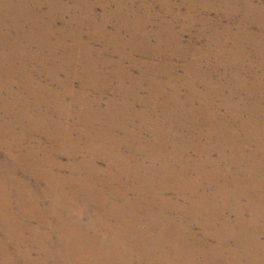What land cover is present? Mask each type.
Listing matches in <instances>:
<instances>
[{
  "label": "bare ground",
  "instance_id": "bare-ground-1",
  "mask_svg": "<svg viewBox=\"0 0 264 264\" xmlns=\"http://www.w3.org/2000/svg\"><path fill=\"white\" fill-rule=\"evenodd\" d=\"M230 7L222 12L232 16L237 9ZM201 8L212 5L0 0V264H264V180L256 201L246 189L250 177L241 173L264 163V71L249 64L256 61L252 55L260 59L258 67L264 65V7L242 8L246 17L238 33L209 30L202 47L195 43L200 29L190 30ZM254 19L261 22L257 35L250 31ZM36 63L47 82L32 89L28 76ZM240 70L251 76L239 78ZM236 81L254 100L245 109L239 103L246 99L235 94L215 99L239 88ZM31 95L37 106L45 100L53 108L37 110ZM220 131L227 135L221 141ZM201 136L208 145L199 150L194 138ZM193 146L198 158L188 163ZM212 147L222 150L228 165L210 173L212 182L218 174L213 194L195 195L204 162L222 161L209 156ZM28 171L45 185L40 194L50 201L41 210L44 199L13 195L28 188ZM175 188L177 195L191 191L188 203L178 206L166 196ZM173 210L182 212L180 222ZM48 215L55 216L54 225L42 234ZM26 217L40 226H30ZM193 220L206 229L199 236L203 244L191 234ZM207 235L225 240L224 251L233 254L238 247L240 253L225 258L206 243ZM198 252L201 261L195 260Z\"/></svg>",
  "mask_w": 264,
  "mask_h": 264
},
{
  "label": "rangeland",
  "instance_id": "rangeland-1",
  "mask_svg": "<svg viewBox=\"0 0 264 264\" xmlns=\"http://www.w3.org/2000/svg\"><path fill=\"white\" fill-rule=\"evenodd\" d=\"M205 2H210V4L212 5V9L210 10V9H208L207 10V8H201V9H199L198 11L199 12H201V13H199L198 12V16L200 17H198V19H197V21H198V25H194V26H192L191 27V31L192 32H194V33H196L197 31H199V29H200V37L198 38V39H196L195 40V43H196V46H201L202 47V45L201 44H203V45H205L206 44V38H207V34H208V32H209V30H218V32L219 31H223L222 32V34H225V35H227V31L228 32H231V33H238V29H239V26H241L242 25V22H243V17H246L245 15H244V13L245 12H242L243 11V9L247 6V5H251V6H261V7H264V0H204ZM226 1V2H225ZM230 1V2H229ZM234 5H236V9H237V11H235V13L231 16V15H226V14H224V12H222L223 11V9H227V10H230V6H234ZM225 7V8H224ZM243 8V9H242ZM100 9H98V11H99ZM212 11V12H211ZM206 13V14H205ZM216 13V14H215ZM241 14V15H240ZM206 15V16H205ZM205 17V18H204ZM235 17V18H234ZM206 20H208V21H206ZM218 21V22H217ZM222 21V22H221ZM252 21V20H251ZM200 22V23H199ZM208 22V23H207ZM215 22V23H214ZM220 22V23H219ZM252 22H254V24H256V26H252V25H254V24H252L251 26L253 27V30H250L252 33H254V35H257V33H258V31H259V29H260V26H258V25H260L261 24V22H260V20H257V19H254ZM61 23H62V21L60 20H58L57 21V25H61ZM210 24H211V26H210ZM208 25V26H207ZM217 25V26H216ZM197 26V27H196ZM220 26V27H219ZM201 27V28H200ZM204 29H203V28ZM198 28V29H197ZM228 28H230L229 30H226V29H228ZM251 33V34H252ZM182 39L184 40V41H188V39H189V34H185V35H183L182 36ZM228 40V44H229V47L230 48H233L236 44H237V42L232 38V36L230 37V38H228L227 39ZM197 42H198V44H197ZM233 42V43H232ZM247 51H249L248 49H247ZM250 54V53H249ZM256 57V58H255ZM255 57H253L252 55L250 56L249 55V59L251 58V59H256V61L255 62H249V64H250V66L252 67V66H256L255 67V69H258L257 70V72L256 73H258V74H260L259 72H263L264 71V65L263 66H261V67H258L259 66V62H260V59H258V57L257 56H255ZM257 64V65H256ZM37 67V63L36 64H33V65H31V69H30V73H29V76L28 77H31L32 78V85H33V88L32 89H35V87H34V85H42V84H46V82H47V79H46V76L44 75V71H41V67H38V68H36ZM258 67V68H257ZM220 70V72H219V74H222V73H224V70H222V69H219ZM263 70V71H262ZM41 71V72H40ZM37 72H39V73H37ZM207 72V71H206ZM264 73V72H263ZM251 76V73L250 74H248V73H246V72H242L241 70H240V72H239V78H240V76H242V77H247V76ZM42 76V77H41ZM44 76V77H43ZM213 76H216L214 73H213ZM248 76V77H249ZM214 78V77H213ZM261 79V81H264V75H262V77L260 78ZM42 82V83H41ZM240 81H236L235 83H234V85H236V83H237V87L239 86V88H237V89H235V91H233V89L232 88H228V89H225V91L223 92V93H225L224 95L221 93L219 96H217L215 99L216 100H219V98H222L223 99V97H231L233 94H235V98L236 99H242V98H245L246 100H244L243 102H240L239 103V105L243 108V109H245V107H246V105H250V104H252L253 102H254V100H253V98L250 96V97H248V94H247V91L246 90H244V88H243V90L241 89L240 90V83H239ZM41 83V84H40ZM74 84H75V86L77 87L78 86V82L77 81H75L74 82ZM203 85H201L200 86V89L201 90H203ZM259 88H260V84H258V91H259ZM1 89H2V91H3V94H5L6 95V90L3 88V87H1ZM263 90H264V88H262ZM238 90V91H237ZM241 92H240V91ZM237 91V92H236ZM236 92V93H235ZM243 93V94H242ZM41 95H42V93H41ZM40 95V96H41ZM257 95H258V92H257ZM31 98H32V100L30 99V101H29V103H31V101H33V103L35 104V106L37 107V110H39V111H46L48 108H53V106L52 105H54V104H52V102H50V101H43L42 100V96H41V100L43 101V103H40L41 105H39V106H42V107H39V106H37V97L35 96V95H31ZM67 100H70L69 99V97H67ZM224 100V99H223ZM47 103V104H46ZM44 105H46V106H44ZM48 106V107H47ZM220 106V105H219ZM39 107V108H38ZM47 107V108H46ZM41 108H43V109H41ZM223 107L222 106H220L219 108H218V112L219 113H224V111H225V109H224V111H223ZM1 112H4V111H2L1 110ZM262 116H264V104H263V107H262ZM217 120H218V118H217ZM218 122V121H217ZM219 123H220V121H219ZM221 125V124H220ZM222 125H223V127H222V130L225 128V126H224V124L222 123ZM262 125H264V124H262ZM222 134H218L219 136H218V140L219 139H221V137L223 136V138L224 137H226L227 135L225 134L226 133V131H220ZM195 140H194V146L196 147V145H197V148H199V150H200V147H205V146H207L208 144V139L206 138V137H203V136H201L200 138H194ZM222 140V139H221ZM221 140H219V141H221ZM211 144L213 145V143L211 142ZM202 145V146H201ZM190 147L188 150H187V152H186V156H187V158H188V163L190 162V161H192L191 159H193V157L195 158H198L197 157V153L199 152V150L196 152V150H195V147ZM200 146V147H199ZM192 150V151H191ZM216 151V149H213V147H212V149L211 150H207V153L209 152V156L211 157V158H215V159H220V157H221V155L222 154H220V152H222V150H217V152H215ZM248 151V150H247ZM41 152V151H40ZM196 152V153H195ZM213 152V153H212ZM1 153H2V150H1V148H0V156H1ZM219 154V156H218V154ZM225 153H226V151H225ZM196 156H195V155ZM3 155V154H2ZM199 155H200V153H199ZM212 155V156H211ZM200 157V156H199ZM2 158H4V156H2ZM222 158V157H221ZM60 159H62V161H64V162H67L68 160H67V157H65V156H62V157H60ZM66 160V161H65ZM220 160H222V159H220ZM223 161V162H222ZM219 164H217V165H215V164H211V163H208V162H204V164L202 165V167L203 168H201V170H203L204 169V172H203V174L201 175V177L199 178V180H198V182H196V186H195V188H196V191H195V195H198V193H200L201 191H204L205 193H207V194H213L212 193V191H215V189H216V187H217V183H218V181L216 180V177H218V174H216L215 176H214V179H213V182L212 181H210L211 179L210 178H212L211 177V174L213 173V170L214 169H216L217 171H220V172H222V169H223V171H224V167H222V166H225V162H227V165H228V159L227 160H222ZM225 161V162H224ZM248 161V160H247ZM247 161H245L244 162V166L246 165L245 163H247ZM250 161V160H249ZM233 162V161H232ZM232 162L230 163V165L232 166ZM222 163V164H221ZM235 163H236V160H235ZM250 163H253L252 161L250 162ZM215 167H214V166ZM218 166H219V168H218ZM230 166V168H227V169H230V170H233L234 172H235V169L236 168H238V167H234V165L231 167ZM243 166V165H242ZM264 163L262 164V169L260 170V169H258V165H256L255 166V168H254V166L252 165V166H249V171H251V172H248V171H246V168H245V171H243V172H241L244 176H245V178H249L248 179V181L246 182V189L247 190H249V191H251L252 193H254L256 196H255V199H256V201L258 200V198H260V194H263V193H260V191H257L258 189H260V181H263L264 180ZM226 167V166H225ZM212 168V169H211ZM235 168V169H234ZM251 168H253V169H251ZM256 169V170H255ZM258 169V170H257ZM157 170H159V166L156 168V171ZM253 170V171H252ZM65 171H66V169H65ZM66 172H69V171H66ZM208 172V173H207ZM29 173V171L27 172V173H25L24 172V176L26 177V179L28 180V185L29 186H27L28 188L27 189H25V188H22V187H20V188H18L17 189V191H13V193H15V192H17V193H20V195L18 196V194H13V195H15L14 197H19L20 198V196L22 195V196H26L27 198H32L33 200H35V197L37 196V198L40 200H42V199H44V204H42V207H40V209L39 210H41V209H43V207L50 201L47 197L48 196H44V197H42V195L40 194L41 193V191H43L44 190V188H42V187H44L45 185L43 184V183H39L40 181L39 180H37L34 176H32V175H29L28 174ZM205 173V174H204ZM211 173V174H210ZM249 173V174H248ZM253 173V174H252ZM259 173V174H258ZM261 173V174H260ZM190 174H195V171H194V169H192L189 173H187V176H188V179L190 180V181H192V179H193V176L192 175H190ZM209 174V175H208ZM205 175V176H204ZM243 175H242V177H243ZM250 175V176H249ZM253 175V176H252ZM257 175V176H256ZM208 177H209V179H208ZM229 177V176H228ZM254 177H255V179H254ZM258 177V178H257ZM263 177V178H262ZM34 178H35V180H34ZM260 178V179H259ZM216 180V181H215ZM249 180H250V182H249ZM259 180V181H258ZM207 181V182H206ZM210 181V182H209ZM254 181H256L257 182V184H256V190H255V192H257V193H255L254 192V188L252 187V186H254ZM206 182V183H205ZM216 183V184H215ZM250 183H253V184H250ZM40 184V185H39ZM198 184V185H197ZM203 184H204V187H202L203 186ZM212 184V185H211ZM259 184V187L257 186ZM248 185H250V186H248ZM248 187V188H247ZM200 188V189H199ZM211 188V189H210ZM253 188V189H252ZM35 189V190H34ZM20 190V191H19ZM19 191V192H18ZM175 191H176V188L174 189V190H172V191H169V192H167L166 193V196H169V197H172L173 199H174V201H175V203L176 204H178V206H179V204L180 203H182V204H184V203H188V198H187V195H189L190 193H191V191H188L187 193H184V194H182V195H177V193H175ZM24 192V193H23ZM34 193V194H33ZM175 194H176V196H175ZM39 195H41V196H39ZM193 195V194H192ZM254 196V195H253ZM181 197V198H180ZM19 198H16L17 200L19 199ZM177 198V199H176ZM253 199V198H252ZM185 201V202H184ZM192 203H189V205H191ZM16 204H14V203H11V206L12 207H14ZM199 204H197L196 203V207L199 209V208H201V206H198ZM34 206V205H33ZM176 208V207H175ZM172 214V218L174 219H178V221L180 222L181 221V219H182V212H177L176 210L174 211H172L171 212ZM175 213V214H174ZM45 215L44 216H46L47 215V213H44ZM176 214H178V216L176 215ZM249 212H247V213H244V218H247V220H248V218L250 217L249 216ZM48 217H50L49 215L46 217V220L50 223V224H47V225H45L44 227L42 226L41 227V231L42 232H44V233H42V234H45V231H47L49 228H51L53 225H54V223H53V220L55 219V216L54 215H51V218L49 219ZM27 218V217H26ZM230 218L231 219H236L237 218V215H235V212L233 213H231L230 214ZM27 220H29L28 221V224H30V226H34L35 225V227H39L40 226V224H39V222H37L35 219L32 221V219L29 217V218H27ZM23 221V220H22ZM41 221V220H40ZM21 223V222H20ZM19 223V224H20ZM41 223V222H40ZM51 223H53V224H51ZM172 223H173V221H172ZM18 224V225H19ZM22 224H23V226L25 227V229H26V223H24V222H22ZM17 224L15 225V227L16 226H18ZM50 226V227H49ZM174 226H176V224H174ZM193 230H191V234H193V233H195V234H193L194 236H196V237H198L197 239H194V241H195V243L197 244V245H199V243H201V244H203V240L202 239H199V236H204V235H206L205 233V231H206V229H204V227L202 226V224L200 225V223H198L197 221H195V220H193ZM30 228V227H29ZM30 229H36V228H30ZM40 229V228H39ZM3 229L2 228H0V236L2 237V238H4L5 237V234H4V232L2 231ZM3 232V233H2ZM4 234V235H3ZM26 237H27V233H26V235H25ZM52 236V237H51ZM207 237V239H204V240H206V243H208V244H214V245H217L218 247H219V249H220V251L221 252H223L224 254H226V256H225V258H227V259H229V258H231L232 260H233V258H235L236 257V253H238L240 250V248H236L235 249V251H233V254L232 253H229V251H224V248L226 247V245L228 244L227 242H225V240H218V239H213V238H209L208 237V235L206 236ZM54 238V235H50V239H53ZM199 239V240H198ZM228 242H231V241H228ZM233 242V241H232ZM192 245V243H190V246ZM168 246V245H167ZM189 246V247H190ZM169 247V246H168ZM233 248V247H232ZM226 252V253H225ZM201 253V254H200ZM240 253V252H239ZM200 254V255H199ZM203 253L202 252H198V253H196V258H195V260L196 261H201L202 259H203V255H202ZM198 255V256H197ZM223 255V254H222ZM230 259V260H231ZM229 264H231L230 262H229ZM248 264H252V262H250V261H248Z\"/></svg>",
  "mask_w": 264,
  "mask_h": 264
}]
</instances>
